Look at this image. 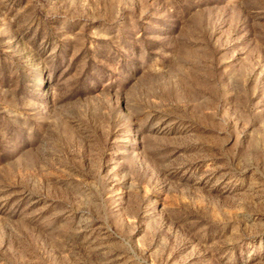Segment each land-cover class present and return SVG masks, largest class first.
Listing matches in <instances>:
<instances>
[{
  "label": "rangeland",
  "instance_id": "rangeland-1",
  "mask_svg": "<svg viewBox=\"0 0 264 264\" xmlns=\"http://www.w3.org/2000/svg\"><path fill=\"white\" fill-rule=\"evenodd\" d=\"M0 264H264V0H0Z\"/></svg>",
  "mask_w": 264,
  "mask_h": 264
}]
</instances>
